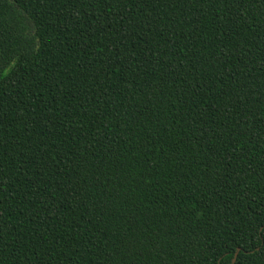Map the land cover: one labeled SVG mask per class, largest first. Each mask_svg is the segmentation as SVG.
Here are the masks:
<instances>
[{
  "label": "trees",
  "instance_id": "1",
  "mask_svg": "<svg viewBox=\"0 0 264 264\" xmlns=\"http://www.w3.org/2000/svg\"><path fill=\"white\" fill-rule=\"evenodd\" d=\"M0 264H264V0H0Z\"/></svg>",
  "mask_w": 264,
  "mask_h": 264
},
{
  "label": "water",
  "instance_id": "2",
  "mask_svg": "<svg viewBox=\"0 0 264 264\" xmlns=\"http://www.w3.org/2000/svg\"><path fill=\"white\" fill-rule=\"evenodd\" d=\"M239 252H241V249L238 250V252H237V254H236V256H235V259H234V263H235L236 260H237V257H238Z\"/></svg>",
  "mask_w": 264,
  "mask_h": 264
}]
</instances>
